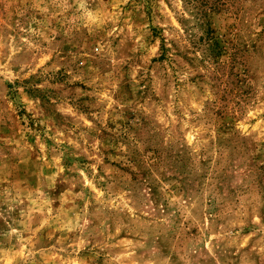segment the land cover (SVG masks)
Segmentation results:
<instances>
[{
    "label": "rangeland",
    "instance_id": "obj_1",
    "mask_svg": "<svg viewBox=\"0 0 264 264\" xmlns=\"http://www.w3.org/2000/svg\"><path fill=\"white\" fill-rule=\"evenodd\" d=\"M0 264H264V0H0Z\"/></svg>",
    "mask_w": 264,
    "mask_h": 264
}]
</instances>
